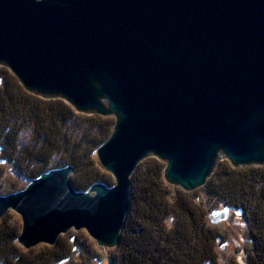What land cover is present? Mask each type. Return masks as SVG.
<instances>
[{
    "label": "water",
    "instance_id": "water-1",
    "mask_svg": "<svg viewBox=\"0 0 264 264\" xmlns=\"http://www.w3.org/2000/svg\"><path fill=\"white\" fill-rule=\"evenodd\" d=\"M0 65L29 92L116 118L97 151L116 185L77 191L67 166L0 195L25 249L72 228L118 246L131 177L150 156L188 192L222 158L264 165V0H0Z\"/></svg>",
    "mask_w": 264,
    "mask_h": 264
},
{
    "label": "trees",
    "instance_id": "trees-1",
    "mask_svg": "<svg viewBox=\"0 0 264 264\" xmlns=\"http://www.w3.org/2000/svg\"><path fill=\"white\" fill-rule=\"evenodd\" d=\"M74 121L86 125L82 136L70 134L68 126ZM109 122L99 115L81 116L62 100H45L27 93L0 67V195L21 191L43 173L67 166L74 168L71 181L77 191L87 192L97 183L114 186L95 159V152L114 126ZM27 127H32L33 135L31 142L24 144L20 137ZM94 131L98 134L92 135ZM222 163L203 189L213 202L211 206L224 204L242 212L254 245L246 264H264V167L233 169L228 161ZM4 164L15 171V180L6 177ZM164 170L163 162L148 158L133 174L130 212L112 256L113 264L214 261L215 248L226 235L209 227L201 197L177 188L179 194L172 198L173 188L164 181ZM170 217L175 219L173 227L167 224ZM15 222L14 231L0 226L1 264H54L81 254L73 238L66 245L62 243L64 236L53 250L25 253L17 245L21 225ZM64 248L70 249L68 253ZM95 259L90 256L87 261ZM83 262L86 264L85 259Z\"/></svg>",
    "mask_w": 264,
    "mask_h": 264
},
{
    "label": "rangeland",
    "instance_id": "rangeland-1",
    "mask_svg": "<svg viewBox=\"0 0 264 264\" xmlns=\"http://www.w3.org/2000/svg\"><path fill=\"white\" fill-rule=\"evenodd\" d=\"M0 67L5 68L8 71L9 75L11 77H13L15 80H17V82L21 86H23L21 84L20 80L17 78V76L8 67L2 66V65H0ZM23 88H24V86H23ZM24 90L29 94L38 96L39 98H42L45 100H57V99L62 100L66 104H68L71 108H73L68 102H66L65 100H63L61 98L47 99L43 96L36 95L32 92H29L25 88H24ZM73 110L81 116H88L89 117V116L97 115V114L79 113L74 108H73ZM99 116H101L102 118L108 119V121H110L111 123H114V126H115V123H116L115 116H102V115H99ZM114 126L110 129V133L108 135V139L106 140V142L111 137ZM85 128H86V125L84 123L82 124V123H79L77 121H74L72 124H70L68 126V130H69L70 134H72L74 136H82ZM89 132H93V131H88V133ZM94 134L96 135L98 133L96 131H94V133L92 135H94ZM32 135H33L32 134V127H29V128L27 127L21 134V137H20L21 142H23L24 144H28L32 140ZM97 151H98V149H97ZM97 151L95 152V159L98 162L99 168L101 169V171H104V173L107 176H109V180L111 179L110 180L111 185H116V178L114 177V175L101 166L100 161H99L98 156H97ZM148 158H155V157L150 156ZM148 158H146V159H148ZM146 159H144L143 161H145ZM155 159H157V158H155ZM157 160H159V159H157ZM159 161H161V160H159ZM224 161H228V160L225 158L220 159L218 162V166H221V164H223L222 162H224ZM163 163L165 164V162H163ZM0 164H3V163H0ZM218 166H217V168L219 169ZM230 166L233 169H244L247 167H252V168L264 167V165H258V164H252V165L246 166V167H235L231 163H230ZM3 167L6 169V177L7 178H9L10 180H15L17 178V176L15 175V171L12 169V167L10 165L4 164ZM165 167H166V164H165ZM72 175L73 174H71L70 179H71ZM163 179L166 182L164 176H163ZM30 183L27 182L25 185V188ZM166 184L170 185L171 188H173V192H174L173 197H172L173 199L178 196L179 190H182V191L187 192V193H195L197 196L201 197L202 198V204H203V206H205V208L207 210V214H208L207 215V223H208L209 227L217 229L218 231H220L226 235V238L224 240H222L220 243H218L216 248H215L216 254H215L214 261L208 262L205 264H246L247 263V260H248L249 256L252 254V251L254 249V245H253L252 241L249 239L248 222L244 218L242 212L239 209L230 208V207L228 208L224 204L211 206V204H213V202H212V200H210L207 197V195L203 189L204 187L203 188L201 187L197 190L188 192V191H185L184 189H182L181 187L171 185L168 182H166ZM177 188L179 190H177ZM24 189H22V190H24ZM3 196H6V195H3ZM215 212H219L223 216L213 215ZM15 221H18L21 225V231L19 234V236H20L22 233V229H23V220H22V217L17 212L13 211L12 209H10L2 217V219H0V226L9 227L10 229H12L14 231L15 228L17 229V224ZM125 224H126V221H125ZM167 224L169 225V227H173L175 225V219L173 217H170L167 220ZM62 236H64L63 239L65 240L62 242L64 245H66V243L67 244L70 243L71 239L73 238L75 240L74 244L78 248L77 251L80 252V250H81V254L79 255L78 253H76L74 255V257L71 258L69 261H62L60 263L55 262L54 264H85L83 262V259L86 260V264H113L112 256L114 255L117 246H115L113 248L99 246L97 244L96 240H94L89 235L87 230H85V229L78 231L75 228H72L67 233L62 234L58 238V240H60L62 238ZM58 240H57V243H58ZM56 244L50 245L47 243H40V244L30 248V249H25L19 243V240L17 239V245L20 248H22L23 251H25V253H32L33 255L40 254L43 251L45 252V251L53 250V247H55ZM64 250H67V249L64 248ZM68 250H70V249H68ZM68 250L64 251V252L68 253ZM90 256L96 257V259L91 261V262L87 261V258ZM80 258H83V259H80Z\"/></svg>",
    "mask_w": 264,
    "mask_h": 264
},
{
    "label": "bare ground",
    "instance_id": "bare-ground-1",
    "mask_svg": "<svg viewBox=\"0 0 264 264\" xmlns=\"http://www.w3.org/2000/svg\"><path fill=\"white\" fill-rule=\"evenodd\" d=\"M138 166H139V165H138ZM71 167H72V166H71ZM72 168H73V167H72ZM137 168H138V167H137ZM136 170H137V169H136ZM136 170H135V171H136ZM73 173H74V168H73ZM73 173H72V174H73ZM134 173H135V172H134ZM134 173H133V174H134ZM132 176H133V175H132ZM207 182H208V181H207ZM207 182H206V183H207ZM205 185H206V184H205ZM205 185H204V186H205ZM131 186H132V177H131ZM204 186H203V187H204ZM203 187H202V188H203ZM130 191H131V188H130ZM130 207H131V203H130ZM129 212H130V210H129ZM128 214H129V213H128ZM127 217H128V216H127ZM1 219H2V218H1ZM126 220H127V219H126ZM2 221H3V220H2ZM123 230H124V228L122 229V232H123ZM69 231H70V230H69ZM122 232H121V237H122ZM66 233H67V232H66ZM64 234H65V233H64ZM60 236H61V235H60ZM60 236H59V237H60ZM120 241H121V238H120ZM119 244H120V242H119ZM119 244H118V245H119ZM117 247H118V246H117Z\"/></svg>",
    "mask_w": 264,
    "mask_h": 264
}]
</instances>
